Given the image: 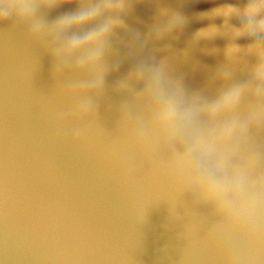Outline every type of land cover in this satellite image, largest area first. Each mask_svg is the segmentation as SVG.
I'll return each mask as SVG.
<instances>
[{
	"label": "water",
	"instance_id": "1",
	"mask_svg": "<svg viewBox=\"0 0 264 264\" xmlns=\"http://www.w3.org/2000/svg\"><path fill=\"white\" fill-rule=\"evenodd\" d=\"M32 2L0 22V264H264V218L243 211L264 199V54L225 14L247 0H131L123 29L71 56L60 44L98 24L57 33L82 10ZM162 10L185 22L157 39Z\"/></svg>",
	"mask_w": 264,
	"mask_h": 264
},
{
	"label": "clouds",
	"instance_id": "2",
	"mask_svg": "<svg viewBox=\"0 0 264 264\" xmlns=\"http://www.w3.org/2000/svg\"><path fill=\"white\" fill-rule=\"evenodd\" d=\"M59 7L74 6L82 11L74 15L61 17L54 31L57 33H67L82 29L89 24H98L95 30L89 31L79 38H72L60 44V51L65 55H76L91 53L92 50L104 46L112 33L117 29H123L125 25L120 17L131 7V0H56ZM3 9L0 14V22H5L11 12L18 13L21 17L31 16L36 8L32 0H16L15 3L0 2ZM219 11V10H217ZM243 14L247 23L237 29V34L248 36L251 39V49L257 54H264V0H247L243 9L228 7L226 15ZM161 15L167 16L165 25L156 29L157 39L162 36H173L178 34L184 25V19L178 14H169L166 10L161 11ZM212 32L200 33L199 36H210ZM199 38V37H198ZM87 61L98 63L99 57L88 55ZM258 77L264 79V66L258 69ZM240 98V90L233 89L227 92L215 105L209 108V112L215 116L221 110L232 111L236 108ZM175 111L171 107L160 111L157 123L161 127H171L175 119ZM234 126L226 127L220 135L228 138L233 135ZM243 131V129H241ZM202 183L200 177H193ZM254 225L257 223V216L264 218V199H256L250 208L244 209ZM255 230V227H254ZM253 230V232H254ZM255 246V241H249V250Z\"/></svg>",
	"mask_w": 264,
	"mask_h": 264
}]
</instances>
